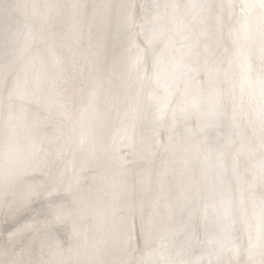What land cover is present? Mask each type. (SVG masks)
<instances>
[{"label": "snow or ice", "instance_id": "obj_1", "mask_svg": "<svg viewBox=\"0 0 264 264\" xmlns=\"http://www.w3.org/2000/svg\"><path fill=\"white\" fill-rule=\"evenodd\" d=\"M16 7L0 264H264V0Z\"/></svg>", "mask_w": 264, "mask_h": 264}, {"label": "bare ground", "instance_id": "obj_2", "mask_svg": "<svg viewBox=\"0 0 264 264\" xmlns=\"http://www.w3.org/2000/svg\"><path fill=\"white\" fill-rule=\"evenodd\" d=\"M85 2L92 3L94 2V0H85ZM140 2H151V0H140ZM161 2H164V0H161ZM179 2L188 3L189 0H179ZM16 5L17 0H0V49H2L8 34L15 28L16 21L19 18V13ZM238 71L239 70L237 69V72ZM238 90L239 89H237V91ZM153 127V125H148L144 128H138V132L143 131L147 135H152ZM177 133V139H179L182 135V129L178 128ZM167 135L168 133L165 132L164 139H167Z\"/></svg>", "mask_w": 264, "mask_h": 264}]
</instances>
